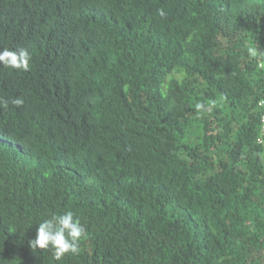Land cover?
I'll return each instance as SVG.
<instances>
[{
	"label": "trees",
	"instance_id": "obj_1",
	"mask_svg": "<svg viewBox=\"0 0 264 264\" xmlns=\"http://www.w3.org/2000/svg\"><path fill=\"white\" fill-rule=\"evenodd\" d=\"M4 49L0 264H264V0H0Z\"/></svg>",
	"mask_w": 264,
	"mask_h": 264
},
{
	"label": "clouds",
	"instance_id": "obj_2",
	"mask_svg": "<svg viewBox=\"0 0 264 264\" xmlns=\"http://www.w3.org/2000/svg\"><path fill=\"white\" fill-rule=\"evenodd\" d=\"M158 14L164 16L165 12L163 9H158ZM29 61L30 54L25 49L0 51V65L27 71ZM7 103L8 101L0 100V106L6 107ZM11 103L19 107L24 104V100L15 98ZM85 232V227L78 219H74L72 211L53 214L38 224L36 236L30 240L29 245L33 251L51 249L54 259L61 260L66 254H78L79 242Z\"/></svg>",
	"mask_w": 264,
	"mask_h": 264
},
{
	"label": "built area",
	"instance_id": "obj_3",
	"mask_svg": "<svg viewBox=\"0 0 264 264\" xmlns=\"http://www.w3.org/2000/svg\"><path fill=\"white\" fill-rule=\"evenodd\" d=\"M259 106L262 108L263 110V114H262V129H261V135L259 137V141H264V98L259 102Z\"/></svg>",
	"mask_w": 264,
	"mask_h": 264
}]
</instances>
